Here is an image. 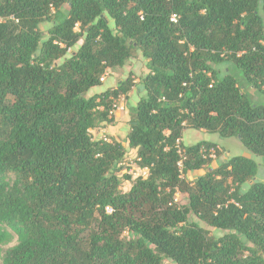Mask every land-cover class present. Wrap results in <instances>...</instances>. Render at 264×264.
Here are the masks:
<instances>
[{
    "label": "trees",
    "instance_id": "obj_1",
    "mask_svg": "<svg viewBox=\"0 0 264 264\" xmlns=\"http://www.w3.org/2000/svg\"><path fill=\"white\" fill-rule=\"evenodd\" d=\"M139 55L127 145L94 139L135 81L90 91ZM246 84L264 95V0H0L2 264H264L260 165L214 169L217 144L183 142L203 130L263 158ZM129 151L147 176L125 173Z\"/></svg>",
    "mask_w": 264,
    "mask_h": 264
},
{
    "label": "rangeland",
    "instance_id": "obj_2",
    "mask_svg": "<svg viewBox=\"0 0 264 264\" xmlns=\"http://www.w3.org/2000/svg\"><path fill=\"white\" fill-rule=\"evenodd\" d=\"M66 6H64L65 8ZM66 9V8H65ZM50 24L49 23H44L41 25L40 30L43 33L44 37L47 38L49 36V29H50ZM78 47H75V50H77ZM224 69V68H223ZM109 75L106 77L105 82L99 87H96L92 89L89 93L88 96H92L96 93H101L104 92L110 88H116L118 83L120 81H124L127 78L131 77L133 81H135V87L132 89L130 94L127 97H123L121 100V104H123L124 109L119 112V114L116 115V118H122L118 124L116 123L115 125H112L115 130V134L117 138L115 139L114 137L109 134L110 127L107 126H102L100 129L96 130L94 132V139H101L103 137H107L109 140L110 138L113 140H118L120 143H125L126 144V133L129 130L130 127V120L132 118L134 108L139 100V98L144 94L140 93V87L142 80L146 75L149 73V70L147 68V61L139 55L138 57L131 59L130 61L127 62L124 68L120 69H114V70H109ZM236 77L243 78L241 73L239 75L234 71ZM240 81L244 82L242 79ZM243 87V92L251 99L252 103L255 105H264V95L258 92L256 89L253 87L246 85H242ZM119 123H121L119 125ZM108 130V131H107ZM200 141H208V142H213L217 144L220 148V154H213L212 161L210 163V167L216 169L221 164L229 158L232 157H237V156H243L247 157L250 159L255 160L259 165V173L257 179H263L264 178V157H257L251 152H249L243 144L240 142L239 139L235 137H229V138H222L219 134H211L203 130H194V129H186L184 132L183 136V142L186 146H191L196 144L197 142ZM226 151V154L222 149ZM135 159V153L133 151H129V154L127 155V162L125 164V173H129L132 175L134 178L139 175V170L136 168V165L134 163ZM205 169H202L200 171L194 172L190 174L189 181L190 183H193L194 180H196L198 177L204 175ZM131 187V184L129 182H125L123 185L122 190L124 192H127ZM244 190L248 188V184L245 185ZM178 198V203L180 206H185L188 203L187 195L183 194L181 192H178L177 194ZM189 220L191 222H196L199 226L202 228H205L209 230L211 233L214 235H222L224 234L222 231L217 230L213 227H209L205 223L201 222L198 218L194 217L193 215L189 216ZM15 244V242L13 243ZM12 244V245H13ZM0 264H2V261L0 259ZM164 264H174L173 262L166 261Z\"/></svg>",
    "mask_w": 264,
    "mask_h": 264
},
{
    "label": "built area",
    "instance_id": "obj_3",
    "mask_svg": "<svg viewBox=\"0 0 264 264\" xmlns=\"http://www.w3.org/2000/svg\"><path fill=\"white\" fill-rule=\"evenodd\" d=\"M108 75H109V73L107 72V73L103 76V78H102V81H103V82H105L106 77H107ZM120 100H122V98H121ZM123 109H124L123 104H121V101H120L118 104H115V105H114V109L112 110L111 115L115 116V115H117L119 112H121ZM103 140L106 141V142L111 143V140H109L107 137H103ZM212 153H213V152H212ZM211 156H213V154H212ZM147 174H148V170H147V169H143V170H140V171H139V175L147 176ZM107 210H108V211H111L110 208H108Z\"/></svg>",
    "mask_w": 264,
    "mask_h": 264
},
{
    "label": "crops",
    "instance_id": "obj_4",
    "mask_svg": "<svg viewBox=\"0 0 264 264\" xmlns=\"http://www.w3.org/2000/svg\"><path fill=\"white\" fill-rule=\"evenodd\" d=\"M119 114V113H118ZM121 120H123L121 117L120 118H115V124L117 123L118 124V122H120ZM114 124V125H115ZM121 123H119V125H120ZM108 127H110V130H109V134H111V136L112 137H114L115 139L117 138V136H116V134H115V130H114V127H112V125H108ZM108 131V130H107ZM126 135H127V133H126ZM118 139V138H117ZM110 140H111V138H110Z\"/></svg>",
    "mask_w": 264,
    "mask_h": 264
}]
</instances>
